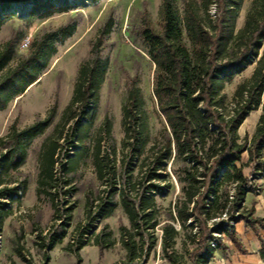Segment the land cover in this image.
Instances as JSON below:
<instances>
[{
  "label": "trees",
  "instance_id": "obj_1",
  "mask_svg": "<svg viewBox=\"0 0 264 264\" xmlns=\"http://www.w3.org/2000/svg\"><path fill=\"white\" fill-rule=\"evenodd\" d=\"M244 1L184 0L181 12L173 0H163L160 28H155L147 18L143 20L138 36L155 64L153 93L167 124L161 137L149 148V154L140 160L138 167L144 175L136 178L133 172L126 177L118 174L111 159L116 149L111 154L103 150L106 137L112 136L109 118L102 126L105 135L101 132L90 147L86 144L107 73L101 57L104 39L112 32L115 19L106 22L93 45L91 58L79 69L74 94L61 123L41 148L37 193L50 198L55 209L54 221L60 222L62 228L51 235L48 244L42 238L44 249L50 252L62 244L73 220L74 204L67 203L64 218L57 202L61 182L57 172L60 140L69 126L80 149L74 156L67 154L69 163L65 172L74 171L90 153L98 178L105 186L97 197L87 196L86 216L90 223L77 244L73 240L65 248L77 256V264H82L81 251L90 240L102 254L115 246L116 237L108 223H103L97 233H91L90 228L112 217L120 206L131 223L130 227L126 224L120 227L126 251L122 264H147L158 246L159 228L162 256L169 264H210L217 250L228 249L225 237L234 242L241 254H247L237 232V224L241 222L263 243L259 254L264 260L261 234L264 217L255 215L256 202L250 207L246 204L247 196L257 189L255 176L249 178L244 174L245 167L264 154V0L252 1L244 26L237 29ZM27 4H33L30 18L50 17L68 8V0H0V11H5L0 17V28L14 15L8 12L13 5ZM75 29L71 24L46 33L0 78L1 111L38 81L57 53V43L66 41ZM15 43L10 39L0 50V73L15 59ZM253 65L251 77L238 85L232 102L228 103L227 84ZM128 92L122 109L123 150L130 149L128 166H132L146 151L149 122L144 93L137 79H131ZM261 107L252 140L241 139L240 128ZM55 116L53 107L46 118L23 129L14 123L11 132L0 138V230L12 214L2 200L16 201L22 190L19 185L10 187L15 181H7L5 177L23 166L31 142L45 133ZM244 153L249 155L247 164L243 163ZM167 161H172L173 172L183 187L175 205L163 213L155 192L160 189L159 180ZM255 170L254 175L263 172L264 162L258 163ZM64 183L68 186L70 181ZM72 190L63 194L68 196ZM89 234L92 237L86 241ZM182 235L185 240L180 251L177 245Z\"/></svg>",
  "mask_w": 264,
  "mask_h": 264
},
{
  "label": "rangeland",
  "instance_id": "obj_2",
  "mask_svg": "<svg viewBox=\"0 0 264 264\" xmlns=\"http://www.w3.org/2000/svg\"><path fill=\"white\" fill-rule=\"evenodd\" d=\"M173 1L176 7L183 12L184 0ZM252 1H244L237 29L244 26ZM162 4L163 0H68L66 12L56 13L50 17L34 16L32 18L29 12L33 4L13 5L8 10L14 15L7 18L0 28V50L10 39H14L16 42L15 59L0 73V78L31 51L34 41L46 33L55 32L71 24L75 25L76 29L66 41L57 43V53L38 81L23 95L14 99L5 111L0 110L1 138L11 132L14 123L19 129H23L46 118L51 109L56 107L53 123L44 134L31 142L27 161L18 171L5 177L7 181H15L14 184H10V187L19 185L22 190L19 194L20 198L16 201H11L9 198L2 200L6 203V209L12 210V214L5 219L0 230V264H77L78 262L77 256L67 252L65 248L73 240L77 244V240L90 223L86 216L87 196L92 194L93 197H97L105 186L98 178L90 153L80 160L74 171L65 172L64 168L69 163L67 154L74 156L77 149H80V143L72 137L71 128L66 126L63 138L60 140L61 150L57 164L58 177L61 179L60 187L57 189L60 193L57 202L64 218L67 215L65 212L67 207L74 204L73 220L70 224L67 223V236L63 243L56 245L48 252L42 247L45 243L42 238H45L48 244L51 235L62 231V228L60 222L54 221L55 209L50 198L45 195L39 196L37 193L40 152L45 140L54 134L61 123L63 113L73 97L79 69L91 58L93 45L110 18L115 19L114 27L112 32L105 37L101 52L107 73L101 88L100 101L94 116L95 121L89 131L86 144L90 147L95 136L101 132L105 135L102 126L105 119L109 118L112 124V136L106 137L103 150L105 149L110 154L113 149L117 150L116 155L111 154V159L114 160L120 176L126 177L131 172L134 178L144 175L138 167L140 160L149 154V148L156 139L161 137L167 123L159 111L160 108L153 93L155 64L148 56L147 49L138 36V30L146 18L155 28H160ZM4 14L5 11H0V17ZM25 40H30L27 47L23 46ZM254 68L255 65L245 69L243 73L234 78V81L227 84L225 93L228 103L232 102L238 85L251 77ZM131 79H137L144 93L149 122V142L144 155L136 158L132 166H128L130 149L123 150L125 133L122 126V109L129 93ZM261 114L262 107L247 118L239 130L241 139L252 140ZM243 155V163L247 164L249 155L248 153ZM260 162L261 164L264 162V154L263 158L255 160L244 169L245 176L249 178L255 176L254 183L257 185L256 191L246 198V204L249 207L255 202L264 200V171L254 175L255 167ZM66 180L70 181L68 186L64 183ZM159 183L160 189L155 194L161 211L165 213L182 195L183 184L173 172L172 161L166 162V170ZM67 189L73 190L65 196L63 192ZM67 203L68 206H66ZM123 209L120 206L112 217L103 222H96L90 228L91 233H97L103 223H108L116 237L115 246L102 254L90 240L81 251L82 264H122L124 262L126 251L121 243L120 227L125 224L130 227L131 223ZM157 234L160 240L147 264H169L162 256V230L160 228ZM91 237L90 234L87 235L86 241ZM227 239L225 237V241ZM183 240H185L184 235L178 240L177 249L180 251L183 250ZM215 258V264H245V259L240 257V254L230 251L229 248L217 250Z\"/></svg>",
  "mask_w": 264,
  "mask_h": 264
},
{
  "label": "crops",
  "instance_id": "obj_3",
  "mask_svg": "<svg viewBox=\"0 0 264 264\" xmlns=\"http://www.w3.org/2000/svg\"><path fill=\"white\" fill-rule=\"evenodd\" d=\"M255 208H256L255 215H257V217H264V200L262 202H256ZM237 232L241 238V241L243 242L245 249L248 251V253L241 254L239 250L234 246L233 244L234 242H232L228 238L226 240L227 241L226 243H227L229 250L232 252H236L237 254H240V257L245 259V264H264V260L261 258L259 254V251L262 248L263 243H261L260 239L256 236L254 231H252L251 228L247 227L245 222H241L237 224ZM261 234L264 240V230L261 231ZM215 259L216 258H214L210 264H215L214 262Z\"/></svg>",
  "mask_w": 264,
  "mask_h": 264
},
{
  "label": "built area",
  "instance_id": "obj_4",
  "mask_svg": "<svg viewBox=\"0 0 264 264\" xmlns=\"http://www.w3.org/2000/svg\"><path fill=\"white\" fill-rule=\"evenodd\" d=\"M29 43H30V40H25L24 43H23V46L27 47L29 45Z\"/></svg>",
  "mask_w": 264,
  "mask_h": 264
}]
</instances>
